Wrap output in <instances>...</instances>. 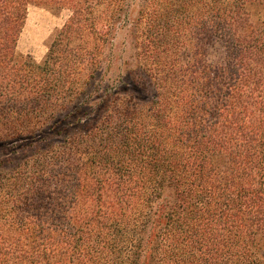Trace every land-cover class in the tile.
<instances>
[{
    "label": "trees",
    "instance_id": "1",
    "mask_svg": "<svg viewBox=\"0 0 264 264\" xmlns=\"http://www.w3.org/2000/svg\"><path fill=\"white\" fill-rule=\"evenodd\" d=\"M141 5L145 115L110 38ZM31 6L70 12L40 63ZM72 100L99 112L85 147L0 163V264H264V0H0V122Z\"/></svg>",
    "mask_w": 264,
    "mask_h": 264
},
{
    "label": "rangeland",
    "instance_id": "2",
    "mask_svg": "<svg viewBox=\"0 0 264 264\" xmlns=\"http://www.w3.org/2000/svg\"><path fill=\"white\" fill-rule=\"evenodd\" d=\"M153 0H150L152 2ZM127 8L126 18H118L117 33H112L111 40L114 38V46L117 55L126 68L122 73V79L118 83L120 88L118 96L132 98L138 105L142 114H149L154 95L153 80L144 72L143 68H139L138 64L144 65L141 54V42L146 37V26L149 20L140 22L139 10ZM70 17L68 10H54L49 7L31 6L28 9L26 22L17 44V55L20 57L30 56L37 63L44 60L48 49L56 36L57 32L64 26ZM209 54L214 52L209 50ZM214 59V57H208ZM141 59V60H140ZM140 62H139V61ZM146 64V63H145ZM113 78L118 76L113 73ZM118 78V77H117ZM148 85V92L135 90L133 88H141ZM84 89L86 87L84 86ZM79 101V100H77ZM76 100L70 102H59L57 106H51L44 113L24 116L21 118H13L9 121L0 122V163L5 173L29 161L30 158L44 156V150L53 146H60L63 140H68L74 145L85 147L87 145V136L94 128L96 116L99 113H91L85 108H80L77 113L67 116L74 106L78 103ZM89 115H83L82 113ZM81 121H76V120ZM98 120V118H97ZM76 141V142H75ZM91 156L85 155L81 161L86 162ZM72 164L75 160L70 161ZM79 162V161H78ZM26 177L33 174L32 168H25ZM24 171V172H25ZM3 182H5L3 180ZM18 192L30 194L26 187L18 188ZM44 200L51 203L50 197L54 195V189H50L43 194ZM32 199H34V195ZM45 208H35V212H45ZM50 212V211H49ZM260 257L264 259V246L261 247Z\"/></svg>",
    "mask_w": 264,
    "mask_h": 264
}]
</instances>
